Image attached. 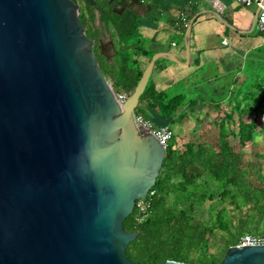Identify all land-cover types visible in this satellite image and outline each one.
<instances>
[{
	"label": "water",
	"instance_id": "water-1",
	"mask_svg": "<svg viewBox=\"0 0 264 264\" xmlns=\"http://www.w3.org/2000/svg\"><path fill=\"white\" fill-rule=\"evenodd\" d=\"M80 12L75 0H0V264H139L124 221L166 151L134 112L155 62L176 60L154 54L121 105L94 49L112 58L111 36L90 38ZM219 264H264V245L232 246Z\"/></svg>",
	"mask_w": 264,
	"mask_h": 264
},
{
	"label": "trees",
	"instance_id": "trees-1",
	"mask_svg": "<svg viewBox=\"0 0 264 264\" xmlns=\"http://www.w3.org/2000/svg\"><path fill=\"white\" fill-rule=\"evenodd\" d=\"M86 2L89 21L94 18L93 11L96 9L113 41V56L109 60L95 49L100 69L112 83L116 94L129 95L145 70L140 59H146L149 63L154 55L148 50L146 39L138 32L140 17L129 8L121 15L115 14L113 4L108 0ZM92 2L95 7L90 10ZM84 16L85 13L81 10V17ZM259 61L264 65V58L259 57ZM257 66L252 70V75L250 69L246 70L248 78L235 94L228 90L224 96L233 102V106L218 125L220 144L217 151L209 152L202 145L193 143H189L183 151L174 148L173 142L168 147L153 187L155 197L149 219L135 227L132 213L124 221L126 232L138 233V237L126 250L130 260L139 264H161L167 260L189 264H219L228 248L238 245L242 236L257 234L260 224L264 226V177L260 162L255 161L264 157L255 155L251 158L241 151H235L227 140L231 136L238 140L239 145H245L254 138L257 130L255 120L246 122L243 116L251 113L255 117L259 116V108L264 104V95L259 101L256 98L264 87V71L262 68L257 69ZM196 104L198 100L189 99L183 93L170 95L156 91L149 80L140 97L137 112L149 119V111H154L165 119H172L184 106L190 105L193 108ZM253 104L255 107L252 108ZM234 113H237V120ZM204 176L206 179L200 182ZM209 183L220 185L218 201H227L230 210L222 209L210 221L203 222L192 216L194 204L191 198L188 206L186 200L193 195L194 188ZM206 198L203 196L201 200ZM217 231L226 233L222 256L216 259L198 254V250L208 249L210 237ZM261 235L264 236V233Z\"/></svg>",
	"mask_w": 264,
	"mask_h": 264
},
{
	"label": "crops",
	"instance_id": "crops-1",
	"mask_svg": "<svg viewBox=\"0 0 264 264\" xmlns=\"http://www.w3.org/2000/svg\"><path fill=\"white\" fill-rule=\"evenodd\" d=\"M141 1L142 6L136 7L140 17L138 32L146 39L148 50L170 54L176 60L162 57L156 61L150 77L155 90L170 95L186 94L188 90L186 95L198 100L193 108L184 106L172 119L149 111L162 120L159 124L174 125L176 137V129L187 118V112L204 109L206 113H214L211 106H217L218 100H226V81L247 80V69L252 75L259 63L257 57L264 49V36L253 27L258 8L239 5L235 0ZM182 12L188 20L186 28L175 26ZM189 25L190 58L187 59L185 36ZM140 60L148 65L146 59ZM178 85L183 87V92L171 94L170 90ZM143 106L148 108L147 104ZM175 137L174 148L180 150Z\"/></svg>",
	"mask_w": 264,
	"mask_h": 264
},
{
	"label": "rangeland",
	"instance_id": "rangeland-1",
	"mask_svg": "<svg viewBox=\"0 0 264 264\" xmlns=\"http://www.w3.org/2000/svg\"><path fill=\"white\" fill-rule=\"evenodd\" d=\"M80 8L85 13V16L88 14V11L85 8V4L83 2L78 1L77 2ZM120 9V7L117 8V10ZM80 18L81 14H80ZM84 18V17H83ZM86 18V17H85ZM110 34L108 30L103 32V35ZM113 53V52H112ZM110 54V53H109ZM259 57L262 59L264 58V49L263 54H260ZM255 58V57H254ZM146 66V64H145ZM146 68V67H145ZM262 68L264 71V65L262 61H259L257 69ZM246 71V70H245ZM244 71V72H245ZM244 78V75L242 76ZM245 80H238L235 82L234 80H227V90H230V93L235 94V92L238 91V88L240 87L241 83H243ZM110 82V81H109ZM111 83V82H110ZM112 84V83H111ZM230 88V89H229ZM171 94H176L178 92H183V87L180 85L173 88ZM188 93V90L186 94ZM264 95V87L258 92L257 94V101L260 100V98ZM187 97L190 99V94L187 95ZM211 106V105H210ZM233 106V102L231 103L230 100L227 98L223 102H219L217 106H211V108L214 109V113H206L204 112V109H197L193 110L194 112L191 114L190 112H187V118L182 122V125L179 129H176V137L175 140L177 142V148H180V150H185V147L189 143H193L197 145L198 143L202 145L207 151H217L218 146L220 144L219 139V123L221 122V119L224 117V114L231 111ZM255 107V104L252 105V108ZM216 108V109H215ZM150 119L155 123H160V119L154 117L152 114H150ZM185 115V116H186ZM259 116L255 117L256 115H244L243 119L246 122L255 120L257 130L254 135V138L252 142H248L245 145H239V142L237 139L232 138L231 136L227 137V140L229 141L230 145L234 148L235 151H241L248 156H251V158L255 155H260L264 157V104L261 105L259 108ZM234 117L237 120V113H234ZM171 129L174 131V125H170ZM255 161L260 162V166L262 169V176L264 177V158L255 159ZM206 179V176H204L203 179L200 180V182H203V180ZM220 189V190H219ZM221 191L220 185H217L216 183H209V184H202L199 188L193 189V195L189 199L186 200L187 206L190 203V198L194 204V211H192V216L200 221L206 222L210 221L212 217H215L216 214L222 210L226 209L227 211L230 210V205L227 201L220 202L218 201L217 195ZM190 193V192H189ZM213 195V198H210L209 196ZM203 196H206L207 198L205 200H201ZM170 201H172V197L170 198ZM258 235H261L264 233V226L263 224H260L258 231H256ZM226 238L225 232H215L212 237H210V243L208 246V249L198 250V254L202 253L207 256H211L213 258L219 259L223 254V244L224 240Z\"/></svg>",
	"mask_w": 264,
	"mask_h": 264
},
{
	"label": "built area",
	"instance_id": "built-area-1",
	"mask_svg": "<svg viewBox=\"0 0 264 264\" xmlns=\"http://www.w3.org/2000/svg\"><path fill=\"white\" fill-rule=\"evenodd\" d=\"M239 5L250 6L255 5L258 8V16L254 24L255 31L264 35V0H235ZM188 20L186 13L182 12L175 24L176 27H187ZM128 94L121 93L116 94V99L119 104H124L128 98ZM134 123L142 125L167 151L168 147L172 143L175 134L169 125H159L154 123L149 118H146L143 114L134 112ZM155 197V190L152 188L147 193L146 197L139 198L135 202L133 210L134 226L138 227L145 223L152 211V205ZM239 246H259L264 245V236L258 234H246L242 236L238 243Z\"/></svg>",
	"mask_w": 264,
	"mask_h": 264
},
{
	"label": "flooded vegetation",
	"instance_id": "flooded-vegetation-1",
	"mask_svg": "<svg viewBox=\"0 0 264 264\" xmlns=\"http://www.w3.org/2000/svg\"><path fill=\"white\" fill-rule=\"evenodd\" d=\"M75 1L76 2L81 1V2H83V4L87 3L86 2L87 0H75ZM108 2L110 4H113V10L115 8H118V7H120V9L124 8V7L126 8L129 4V0H112L111 2L108 0ZM94 7H95V5H92V7H90V10H91V8H94ZM81 10L82 9L80 8V11ZM93 12H94L95 16L90 21H89L90 18H89L88 14L86 16H84V18L82 17V19H84L87 23L86 33L90 38H94V37L98 36L99 32H105L106 31V27H105L104 22L100 20L99 12L96 9H94ZM80 14H81V12H80ZM94 49L98 50V43L95 44Z\"/></svg>",
	"mask_w": 264,
	"mask_h": 264
}]
</instances>
